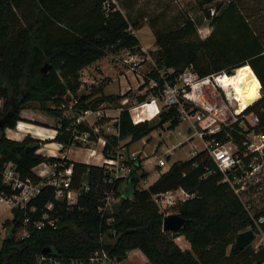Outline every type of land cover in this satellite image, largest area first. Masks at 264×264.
<instances>
[{"label":"trees","instance_id":"1","mask_svg":"<svg viewBox=\"0 0 264 264\" xmlns=\"http://www.w3.org/2000/svg\"><path fill=\"white\" fill-rule=\"evenodd\" d=\"M216 2L197 0L203 17L196 21L186 16L182 24L166 31L159 29L157 20H153L150 26L157 47L153 57L159 69L174 70L173 79L191 66L201 77L248 68L255 73L262 86V98L247 113L255 114L259 124L248 126V131L243 133L235 124L217 136L225 143L229 141L226 133H230L240 144L237 155L247 166L254 156H244L243 143L249 132H264V0L218 3L212 16L209 6ZM119 4L124 7L125 3L121 0H116V4L112 0H0V95L5 98V109L0 114V121L5 122V128H0V169L13 164L22 178L39 182L42 179L34 169L43 164H56L62 172L73 166L71 189L79 191L86 184L90 188L81 192L77 204L71 206L66 200L56 199L54 187L44 186L25 210L14 209L13 218L6 222L10 230L0 244V264H121L134 250H140L149 264H264V246L258 250L252 246L240 250L236 245L240 233L250 228L258 232L255 221L264 217V209L253 206L250 215L246 207L251 201L235 193L205 151L189 160L175 162L147 189L140 188L141 182L149 178L140 161L132 177L135 194L122 199L125 192L122 186L127 180L118 179L110 184L106 168L68 157L44 156L38 153L43 142L31 136L23 141L8 138L7 130L26 124L21 118L23 111L39 109L57 118L56 127L51 129L58 134L50 143L63 144L62 153L73 147L82 148L81 143H75L73 122L82 112L96 111L106 103L116 104L123 111L115 125L120 137L103 135L107 139L105 156L116 154L120 141L130 138L131 146L150 139L154 131L163 130L166 125L169 130L181 125L174 109L164 111L157 123L135 125L131 113L121 105L131 96L130 92L107 96L104 88L98 87L90 94L79 95L84 87V70L121 51L141 49L132 31L138 32L144 25L124 14ZM205 19L211 21L213 30L203 40L198 28ZM46 66L48 72L44 73ZM150 76L157 78L158 73ZM148 97L140 96L138 103H144ZM68 109L72 110V117L65 115ZM78 130L84 132L90 128L82 125ZM90 140L98 141L92 131ZM178 189L193 195L171 211L185 219L186 224L178 233L165 232L166 216L154 196ZM14 195L16 192L11 187L0 182V197ZM110 195L121 203L119 213L105 210ZM32 208L36 212H31ZM44 214L56 221V228L45 221V227L37 229L34 222L41 221ZM28 217L32 222L29 237L18 238ZM179 237H184L191 250H183L177 244Z\"/></svg>","mask_w":264,"mask_h":264},{"label":"built area","instance_id":"2","mask_svg":"<svg viewBox=\"0 0 264 264\" xmlns=\"http://www.w3.org/2000/svg\"><path fill=\"white\" fill-rule=\"evenodd\" d=\"M112 1L116 4V0ZM109 8L110 4H107L106 9ZM215 14V10H212V15L214 16ZM132 33L137 36L138 32L132 31ZM111 57H118L120 67L124 70L123 77L127 78L129 74H133L135 76L133 80L141 82L136 88H128V93L130 92L131 96L126 97L121 103L122 107H125L131 113L134 124L138 125L147 121L159 120L164 111L170 109L176 110L181 122H187L189 124L191 137L188 142L192 143L190 150L191 158L203 151L207 152L216 163L218 169L225 175V182H228L235 193L243 199L247 180L255 176V172H257L259 168L258 162L260 159L264 162V132H249L246 141L243 143V147L245 148L244 156H254L247 166L237 155L239 150H241L240 144L232 139L230 133H226L229 141L225 143L217 139L218 135L225 132V128L232 127L235 124H238L242 133L243 131H248V125L255 127L259 124V119L255 114L247 113L253 104L241 112L237 111L239 101L236 99L234 85L227 82L225 79L227 77L236 76L238 70H234L233 72L223 71L201 77L191 66L173 79L174 70L169 69L165 71L159 69L152 59L149 50L142 44L139 52L124 50ZM143 68L149 69L147 74H142L141 69ZM153 72L158 73L157 78H152L150 76ZM147 80H149L148 83ZM260 92L262 93V91ZM125 94L127 93H123L122 95ZM144 95H149L147 101L138 103V98ZM75 104H77V101ZM4 109L5 98L0 95V114ZM122 111V108L116 109L114 111L115 115H110L108 113L109 111L104 107L96 111H84L72 124L74 127L73 135L75 143H81L82 148H88L89 144L101 146V153L98 154V150H96V156L100 155L101 162L95 165L106 168L107 173L110 175V184L118 179H124L129 182L134 175L135 165L140 163V161L143 162V158L137 157L136 154L127 156L123 153L118 154V150L114 155L110 154V156H105L104 154L107 139L103 135L120 137V130L115 125L119 123ZM251 119H253L255 123H253ZM82 125H87L90 131L80 132L78 129ZM37 129H41L43 135H52V139L48 140L49 138L45 135L37 136L32 134V138L45 143L53 141L58 134L57 130L51 128L38 126ZM11 131H16L15 136L17 137L14 139L16 141H23L25 137L29 136V133L19 129V124L15 130H7V132ZM91 131L96 137L98 136L97 142L90 140ZM8 138L11 139L9 136ZM49 146L50 148L54 146V149L48 153V157H68L66 154L68 150L62 153L64 149L63 144L52 143L49 144ZM89 151L92 153L94 150ZM96 151L92 153L93 156H95L94 153H96ZM42 152L44 151L42 150ZM38 153L41 154V149ZM173 154L174 151L167 150L162 158L157 159V167L160 169V173L157 174L158 177L162 175L161 171L163 168L168 166L170 169L173 165L170 164V160H168ZM41 166H43L46 171L45 174H40L36 171L40 166L34 169L35 174L42 179L39 182H34L31 178H22L13 164H8L2 170L0 169V182L11 187L12 190L16 192V195L12 197H0V203L6 204V212L12 214L14 209L25 210L28 204L40 195L44 186L54 187L56 189V199L59 201L66 200L71 206L77 204L81 192L90 191L87 184L79 191L71 189L73 166L63 172L58 171V166L56 164L52 166L43 164ZM146 183L147 180L142 181L140 188L147 189L143 186ZM260 188V191L264 190L263 185ZM191 198H193L192 194L183 189H178L154 196V201L158 207L163 210L165 216H168L171 214L169 211L173 207ZM118 201L119 200L113 195L108 196L106 198L105 210L114 211L115 204L118 203ZM252 207V203L247 204L246 209L250 212V215H252L250 211ZM52 208L53 206L50 205L49 209L51 210ZM0 210L2 209L0 208ZM31 212H36V209L32 208ZM1 213L0 211V218ZM45 221H49V224L56 228V221L51 220L48 214H44L41 221L34 222V225L37 229L41 230L46 225ZM31 224V219L29 217L26 218L24 230L27 232L24 238L29 237L28 229ZM255 225L258 229V232H254L257 233L255 237L264 234L262 230L264 217L255 221ZM263 246L264 244L261 247ZM103 258L106 259V256L104 255Z\"/></svg>","mask_w":264,"mask_h":264},{"label":"rangeland","instance_id":"3","mask_svg":"<svg viewBox=\"0 0 264 264\" xmlns=\"http://www.w3.org/2000/svg\"><path fill=\"white\" fill-rule=\"evenodd\" d=\"M124 5L122 7L120 4L118 8L122 10L124 14L129 15L134 21L139 23H143V28L138 31L137 38L140 43L149 50V53L154 60L153 53L156 51V38L154 32L150 26L153 20H157V26L162 30H169L173 27H176L179 24L184 22L186 16L198 20L203 17L202 11L198 9L197 0H121ZM230 0H217L216 3L209 6L212 10H215L216 4L218 3H229ZM128 8V9H127ZM213 16V15H212ZM215 16V15H214ZM213 28L211 26V21L205 19V22L202 26L198 28V35L201 39L207 38ZM155 61V60H154ZM102 71L106 75H110L111 77L101 78L103 75ZM149 71L148 68L141 69L142 74H147ZM243 71V70H241ZM124 72L120 68V63L118 62V57L115 58H105L97 64H94L93 67L87 69L86 72L82 73V81L84 82V87L79 92L81 94H90L97 89L98 87H103L104 92L107 96H119L123 93H128V88H136L141 82H137L133 80L135 76L133 74H129L124 78H119L123 76ZM118 76V77H117ZM117 77V80L115 79ZM121 82V83H120ZM127 82V83H126ZM125 83V85H124ZM92 90V91H91ZM262 95V93H261ZM258 101V100H257ZM257 101L253 103L256 104ZM35 106V105H34ZM103 107L109 111L110 115H115V110L117 109L116 104L106 103ZM67 117H72L73 112L71 109H68L65 112ZM22 122H25L26 126L19 124V129L21 131L29 133V136L33 137L32 134L37 136H47L49 139H52L51 134H44L41 129H37L38 125L52 128L56 127L57 118L51 117L45 112L39 109H30L25 110L21 113ZM253 123L254 120L251 119ZM159 120H154L157 123ZM34 125L33 127H31ZM248 125V124H247ZM36 126V127H35ZM249 126V125H248ZM9 137H14L16 131L6 132ZM191 137V133L189 132V124L187 122L181 123L179 127L175 130H169L168 125L163 128V130H156L150 136V139H143L135 144L129 145L130 138L120 141V145L118 147V154L123 153L127 156H131L132 154H136L137 157L143 158V167L149 173V178L147 179V183L143 185L146 188H149L158 180V173H160V169L157 167L158 158H162L163 154L165 155L167 150L174 151L172 157H170V164H174L176 161H186L191 158L190 150L191 144L188 140ZM26 138V137H25ZM51 141L45 143L43 142L41 147V154L44 156H49V152L53 151L54 146L50 148L49 144ZM101 146H97L95 144H89L88 148H77L73 147L70 151V158L75 161H81V159H85L87 156V152L89 150H98L100 152ZM42 150L44 152H42ZM93 151V152H94ZM156 153V154H155ZM96 155V154H94ZM141 158V159H142ZM258 171L255 172V176H252L246 182V191L245 197L251 201L253 206L256 209H264V193L260 191V187L264 186V162L262 159L258 162ZM169 170V167H165L161 172H166ZM40 174H45V170L43 166H40L36 170ZM128 181L122 186V190L126 191L128 189ZM116 201V200H115ZM1 218H0V244L6 238V233L10 228L6 226L7 221H11L13 218V213H8L5 211L6 204L0 203ZM160 209V208H159ZM163 212L162 209H160ZM5 211V212H4ZM172 209L169 211L172 214ZM170 214V215H171ZM252 230V228L247 231ZM26 230H21L18 233V238H24L26 234ZM255 232V231H254ZM257 234V233H255ZM264 244V234L258 235L255 237L252 242V247L258 250Z\"/></svg>","mask_w":264,"mask_h":264},{"label":"bare ground","instance_id":"4","mask_svg":"<svg viewBox=\"0 0 264 264\" xmlns=\"http://www.w3.org/2000/svg\"><path fill=\"white\" fill-rule=\"evenodd\" d=\"M227 82L234 85L236 99L239 101L237 108L241 112L261 98V83L251 69L238 70L237 75L227 77Z\"/></svg>","mask_w":264,"mask_h":264},{"label":"water","instance_id":"5","mask_svg":"<svg viewBox=\"0 0 264 264\" xmlns=\"http://www.w3.org/2000/svg\"><path fill=\"white\" fill-rule=\"evenodd\" d=\"M44 73L48 72V67H44ZM262 89V86H261ZM0 128H5V122L0 121ZM135 194V189L132 180L129 181L128 189L123 193L122 199H130ZM121 203L115 204V211L119 213ZM186 224V220L177 214H171L164 218L163 230L170 233H178ZM255 239V233L252 230L240 233L236 238V245L240 250H244L252 245Z\"/></svg>","mask_w":264,"mask_h":264},{"label":"crops","instance_id":"6","mask_svg":"<svg viewBox=\"0 0 264 264\" xmlns=\"http://www.w3.org/2000/svg\"><path fill=\"white\" fill-rule=\"evenodd\" d=\"M95 64H97V63H95ZM91 67H93V65L91 66ZM91 67H89L88 69H90ZM121 68V67H120ZM122 69V68H121ZM87 71V69L86 70H84L83 72H86ZM122 71L124 72V70L122 69ZM102 73H103V75L101 76V78H107V77H111L110 75H106L103 71H102ZM118 77V76H117ZM117 77L115 78L116 80H117ZM120 79L121 78H124L123 76H120L119 77ZM85 82V81H84ZM121 83V82H120ZM124 85H125V83H124ZM20 125H23V126H26L24 123H21ZM31 127H33V126H31ZM36 127V126H35ZM17 136H14V137H10L11 139H15ZM72 150V148L71 149H69L67 152H66V154H67V156H68V158L69 159H71L70 158V151ZM102 150V149H101ZM101 150H100V152H98V154L99 153H101ZM92 153H93V151H92ZM92 153H91V151H88L87 152V156L85 157V159H81V161H76V162H81V163H86V164H98V163H100L101 162V157H100V155H95V156H93L92 155ZM94 154H97V151H96V153H94ZM71 160H73V159H71ZM73 161H75V160H73ZM177 162V161H176ZM175 163V162H174ZM168 171V170H167ZM166 171V172H167ZM163 173H165V172H162V174ZM158 179H159V177H158ZM176 242H177V244L183 249V250H191V246H190V244L184 239V237H179L177 240H176ZM106 264H111L110 262H107ZM121 264H149V260L147 259V257L140 251V250H134V251H132V252H130L129 253V256H128V259L126 260V261H124L123 263H121Z\"/></svg>","mask_w":264,"mask_h":264}]
</instances>
